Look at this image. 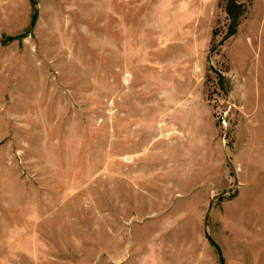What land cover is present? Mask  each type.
<instances>
[{
	"label": "rangeland",
	"instance_id": "obj_1",
	"mask_svg": "<svg viewBox=\"0 0 264 264\" xmlns=\"http://www.w3.org/2000/svg\"><path fill=\"white\" fill-rule=\"evenodd\" d=\"M0 264H264V0H0Z\"/></svg>",
	"mask_w": 264,
	"mask_h": 264
}]
</instances>
